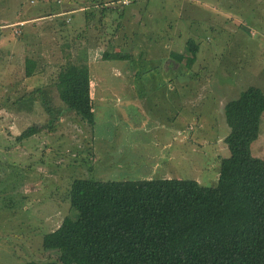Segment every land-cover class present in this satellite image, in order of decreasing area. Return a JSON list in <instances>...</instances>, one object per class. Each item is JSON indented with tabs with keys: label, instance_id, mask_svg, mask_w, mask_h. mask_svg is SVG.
I'll return each instance as SVG.
<instances>
[{
	"label": "rangeland",
	"instance_id": "1",
	"mask_svg": "<svg viewBox=\"0 0 264 264\" xmlns=\"http://www.w3.org/2000/svg\"><path fill=\"white\" fill-rule=\"evenodd\" d=\"M188 39L199 43L192 63ZM79 58L94 90L89 122L53 87ZM250 85L264 91V0H0V264L60 256L42 237L77 217L75 178L215 185L229 155L224 105ZM38 87L43 101L22 97ZM251 152L264 159V113ZM199 215L173 226L191 256Z\"/></svg>",
	"mask_w": 264,
	"mask_h": 264
},
{
	"label": "trees",
	"instance_id": "2",
	"mask_svg": "<svg viewBox=\"0 0 264 264\" xmlns=\"http://www.w3.org/2000/svg\"><path fill=\"white\" fill-rule=\"evenodd\" d=\"M198 50L199 43L188 39L186 63L194 62ZM114 58L133 59L121 51ZM86 61L61 66L53 87L68 109L89 122L92 81ZM35 73V62L26 58L25 76ZM22 97L43 101L42 88ZM263 113L264 91L253 85L226 102L229 155L220 159L215 185L181 178L73 179L69 203L77 217H63L42 237V248L60 256L26 264H264V159L251 152ZM38 129L29 126L20 137ZM197 213L204 233L191 256L173 226Z\"/></svg>",
	"mask_w": 264,
	"mask_h": 264
},
{
	"label": "crops",
	"instance_id": "3",
	"mask_svg": "<svg viewBox=\"0 0 264 264\" xmlns=\"http://www.w3.org/2000/svg\"><path fill=\"white\" fill-rule=\"evenodd\" d=\"M88 52H90V51H88ZM88 54L89 53H87V55ZM136 84H138V83H136ZM127 86H129V87H136L137 85H135V83H129L128 81H126V82L121 81L119 83V87H127ZM91 93H93V95H94V90H91ZM148 178H151V177H148ZM162 178H164V177H162Z\"/></svg>",
	"mask_w": 264,
	"mask_h": 264
}]
</instances>
